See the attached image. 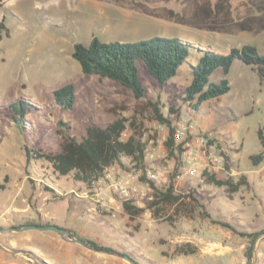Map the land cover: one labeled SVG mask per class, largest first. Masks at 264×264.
<instances>
[{
    "label": "rangeland",
    "instance_id": "rangeland-1",
    "mask_svg": "<svg viewBox=\"0 0 264 264\" xmlns=\"http://www.w3.org/2000/svg\"><path fill=\"white\" fill-rule=\"evenodd\" d=\"M260 2L234 0L235 20L251 29L242 30L239 26L232 33H218L145 15L130 0H0V23L4 22L9 30V35L3 30L0 41V186L5 187H0V216H6V221L0 220V234L1 230L8 231L7 222L21 224L26 220L15 215L20 211L14 210L11 204L26 208L47 198L51 200L49 208L60 219L68 224L86 223L114 249L127 247V251L136 253L132 245L140 237L146 254L153 259L141 257L144 264H251L245 253L249 239L212 220L250 232L264 228V162L255 166L250 159L261 150L258 130L264 125V81L252 66L236 59L228 74L220 68L210 77L217 83L227 80L231 91L203 103L198 110L185 103L184 96L192 80V67L206 51L228 54L233 48L251 45L264 55ZM146 7L154 14L163 13L165 7L188 15L192 13L193 2H151ZM94 37L103 42L123 43L153 37L178 38L193 48L178 74L165 84L152 78L139 62V76L147 93L137 99L130 88L119 82L82 71L73 58L75 45H89ZM68 84L75 87L73 109H64L56 102L55 91ZM150 100H159L165 113L170 106L179 108L181 117L175 124L183 120L192 123L195 135L208 137L209 144L214 140L213 153H219V148L229 153L230 169L216 173L218 178L232 176L238 181L245 176L248 184L230 194L226 187L206 183L201 165L199 174L190 177L183 153L182 166L174 180L176 190L182 193L196 190L211 218H176L171 224L164 217H155L148 209L154 198L153 189L141 177L139 203L131 204L145 209L139 216L130 218L124 209L112 217L109 211L97 206L100 214L91 224L90 219L75 218V212L84 210L83 201L76 194L87 188L83 185L82 190L71 175L56 177L48 169L49 163L41 159L29 160L27 150L43 148L57 152L64 135L81 139L87 135L89 126L105 127L123 116L130 121L125 138L143 134V142L147 143L150 136L157 139L152 148L155 157L148 161L162 175L156 186H167L177 162L168 157L165 147L169 128L152 120L149 111L139 113ZM13 104L25 108L24 118H14ZM61 129L65 130L64 135L58 132ZM201 150L195 145L193 153L203 165L209 158ZM121 165L126 172L139 176L144 166L138 168L130 158H124ZM52 187L58 191H49ZM56 223L62 225V220ZM187 243L196 248V254H174L178 245ZM263 244L264 238L258 246L257 264H264V252L260 253L264 251Z\"/></svg>",
    "mask_w": 264,
    "mask_h": 264
},
{
    "label": "trees",
    "instance_id": "trees-1",
    "mask_svg": "<svg viewBox=\"0 0 264 264\" xmlns=\"http://www.w3.org/2000/svg\"><path fill=\"white\" fill-rule=\"evenodd\" d=\"M139 12L153 17L172 20L181 25L192 26L196 29L211 32L232 33L237 27L242 30L251 29L246 23L239 24L235 20L233 1L234 0H192L193 10L191 14L174 9L163 8L161 14H154L147 10L148 3L156 2L168 4L172 1L180 0H130ZM261 28L264 29V0H261L260 7ZM3 30L9 35V30L4 22L0 23V41L3 39ZM193 46L178 38L153 37L136 43L123 42H103L94 37L89 45L76 44L73 58L80 64L85 74H94L100 79L109 78L121 85L130 88L137 99L144 98L147 89L143 85L139 76L138 63H142L148 73L158 83L165 84L177 74L191 53ZM236 59L252 66L261 81H264V55L259 54L257 49L251 45H245L241 49L233 48L228 54L218 53L212 50L206 51L199 59L197 65L192 67V80L186 88L184 96L185 103L194 109L210 100L219 99L229 91L231 85L227 80L212 82L210 77L220 68L226 74L230 72ZM56 102L64 109H73L76 101V92L73 84L65 85L55 91ZM14 118L20 120L26 116L24 107L13 104ZM163 104L157 101H148L143 107L141 114L149 111V117L158 121L161 125L169 128V136L165 142V147L170 159H175L177 166L171 174V181L167 186L159 188L155 182L149 180L145 175L141 176L143 182L149 183L153 189V200L150 201L148 209H151L157 218L164 217L169 223L173 224L176 218L195 219L197 216L211 218L205 212L204 205L200 201L196 190L192 189L187 193L177 192L174 180L179 175L178 170L182 166V155L186 151L184 147L186 141L178 142L175 139L176 122L181 117V111L175 106H170L168 112L163 110ZM129 119L118 116L107 126H89L87 135L81 139L77 137L66 138L65 130L58 132L64 135V140L60 143V150L48 152L43 148L27 150V157L36 160H43L47 163L48 169H52L56 177L71 175L76 182L83 183L87 187L92 180L98 178L105 169L115 163L122 164L124 158H130L136 162L137 167L145 164L146 142H143V134L139 137L131 134L123 139V134L128 129ZM68 125V124H65ZM132 127H136L131 122ZM155 138V136H150ZM258 137L261 143V150L250 156L255 166L264 162V125L258 130ZM214 140H210V144ZM225 157L226 169H230V155L222 152ZM142 165V166H141ZM202 177L208 184L217 187H226L230 194L239 191L243 185H247V179L242 176L236 181L232 176L227 179H220L216 174L203 171ZM5 188L4 186H0ZM125 211L130 218H135L145 211L143 208L132 206L129 202L124 204ZM163 215V216H162ZM214 224L221 225L232 230L250 241L246 250V257L252 262L254 243L258 236L264 233V228L259 231H244L234 225L212 220ZM89 245L97 249L112 250L109 247L101 246L93 241L85 240ZM196 248L190 244L178 245L174 251L175 255H194Z\"/></svg>",
    "mask_w": 264,
    "mask_h": 264
},
{
    "label": "crops",
    "instance_id": "crops-1",
    "mask_svg": "<svg viewBox=\"0 0 264 264\" xmlns=\"http://www.w3.org/2000/svg\"><path fill=\"white\" fill-rule=\"evenodd\" d=\"M76 184H79L81 188H83V185L87 188L83 183L78 182ZM48 189L51 192L58 191L55 187ZM82 190H84V188ZM76 197L83 201L84 210L82 212H75L73 216L81 220L90 219L89 224H91V221L96 219L98 214H100L97 205L91 200L82 197L79 193L76 194ZM50 201L51 200L46 198L41 202H37V204L28 205L26 208H20L15 206V204H11L14 210L20 211L16 212L18 214L15 215L21 218L26 217V220L21 224H10L7 222L8 231L0 234V242L13 249L29 251L47 264H132L119 255L96 251L88 246L80 244L75 241L76 238L83 239L84 241L90 240L101 246L109 247L119 253L129 254L140 264H144L141 257L153 261V259L146 254V247L142 244L140 237L138 240L135 239V243L132 245L133 251L136 253L127 251V247L121 250L114 249L109 243L102 240L94 229L90 230V228L85 225L86 223H83V225L76 222L68 224L66 220L60 219L58 215L49 208ZM8 211L9 210H7V212ZM0 220L6 221L5 214L0 216ZM57 220H62V225H58L56 223ZM27 225H56L68 230L70 234L64 237L50 230L44 231L32 228L19 231L12 230V228H24ZM101 232L104 233V230L101 229ZM262 247L264 249V244ZM262 252L264 251H260L261 255ZM0 264H35V262L25 256L9 254L0 249Z\"/></svg>",
    "mask_w": 264,
    "mask_h": 264
},
{
    "label": "built area",
    "instance_id": "built-area-1",
    "mask_svg": "<svg viewBox=\"0 0 264 264\" xmlns=\"http://www.w3.org/2000/svg\"><path fill=\"white\" fill-rule=\"evenodd\" d=\"M190 137L192 139L186 141ZM123 139H126L125 132ZM175 139L178 142L186 141L184 145L186 148L184 152L186 155L185 163L190 177H195L199 174V165L203 166L204 171H208L211 174L225 170V157L223 159L222 156L223 149L219 148V153H213L215 144H209L208 137L195 135V126L192 123L184 120L179 121L176 124ZM156 141V138L147 140L145 164L140 170V176L135 173L126 172L121 164L115 163L105 169L98 178L92 180L87 190L81 193L82 197L92 200L97 206L109 211L112 217H116L117 214L124 210L126 202L130 204L139 203L138 198L142 192L140 188L142 183H140L139 178L145 175L149 180L154 182L161 181L162 179L161 173L155 169L153 162H149L155 157L152 148L156 144ZM195 145L197 148L202 149L203 156L209 158L206 164L202 165L199 157L193 153Z\"/></svg>",
    "mask_w": 264,
    "mask_h": 264
},
{
    "label": "water",
    "instance_id": "water-1",
    "mask_svg": "<svg viewBox=\"0 0 264 264\" xmlns=\"http://www.w3.org/2000/svg\"><path fill=\"white\" fill-rule=\"evenodd\" d=\"M39 229V230H44V231H55L57 233H59L61 236H69V231L61 228L59 226L56 225H27L24 228H12V230L15 231H19L22 229ZM1 232H6V230H1ZM264 238V233L260 234L258 236V238L256 239L255 243H254V248H253V258H252V263L251 264H257V259H258V246L259 243L261 241V239ZM75 241H77L80 244H83L85 246H88L90 248H92L93 250L96 251H101V252H105V253H109V254H116L121 256L122 258L128 260L130 263L132 264H140L133 256L129 255V254H123V253H119L115 250H107V249H97L95 247L90 246L87 242H85L83 239L80 238H76ZM0 249L9 253V254H14V255H22L25 256L29 259H31L33 262H35V264H47L46 262L40 260L39 258H37V256H35L33 253L26 251V250H17V249H13L10 248L6 245H4L3 243L0 242Z\"/></svg>",
    "mask_w": 264,
    "mask_h": 264
}]
</instances>
